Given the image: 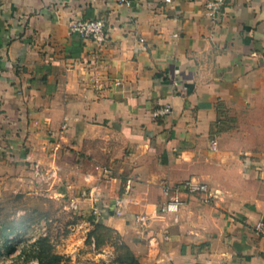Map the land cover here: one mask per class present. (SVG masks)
<instances>
[{"label": "crops", "instance_id": "1", "mask_svg": "<svg viewBox=\"0 0 264 264\" xmlns=\"http://www.w3.org/2000/svg\"><path fill=\"white\" fill-rule=\"evenodd\" d=\"M204 3L0 0V197L58 196L139 264H264V0ZM95 16L106 44L70 29ZM189 178L216 195L161 212Z\"/></svg>", "mask_w": 264, "mask_h": 264}, {"label": "rangeland", "instance_id": "2", "mask_svg": "<svg viewBox=\"0 0 264 264\" xmlns=\"http://www.w3.org/2000/svg\"><path fill=\"white\" fill-rule=\"evenodd\" d=\"M120 236L74 213L58 196L0 197V264H127ZM107 243L114 253L105 254Z\"/></svg>", "mask_w": 264, "mask_h": 264}, {"label": "built area", "instance_id": "3", "mask_svg": "<svg viewBox=\"0 0 264 264\" xmlns=\"http://www.w3.org/2000/svg\"><path fill=\"white\" fill-rule=\"evenodd\" d=\"M125 2H130V0H123ZM169 1V0H167ZM227 0H205V8L206 13L212 20V22L217 23L221 20L222 15L224 14V9L226 6ZM70 29L73 33L81 37L82 39H91L97 42L98 44H106L108 41V30L107 23L103 16H95L88 18H81L77 20H73L70 23ZM141 41H144V38H140ZM117 84H120V80L115 81ZM173 83L175 85H180V81L177 78L173 79ZM172 112L171 104H163L155 107L152 110V114L155 118L164 117ZM216 141L212 140V147H216ZM1 146V145H0ZM173 188L174 194L169 195L168 199L165 200L159 210L161 212H174L177 211L182 198H180V191L188 192V193H204L205 200L211 199L215 193H213L209 186L192 178L185 179L181 182H177L174 186L166 187V192ZM74 206H76L74 204ZM99 210V209H98ZM120 211V210H117ZM136 220H141L143 217L139 215H135ZM255 229L257 232L262 233L264 235V219H261L256 225Z\"/></svg>", "mask_w": 264, "mask_h": 264}, {"label": "trees", "instance_id": "4", "mask_svg": "<svg viewBox=\"0 0 264 264\" xmlns=\"http://www.w3.org/2000/svg\"><path fill=\"white\" fill-rule=\"evenodd\" d=\"M121 246L122 247H120V248L122 249L121 255H122L123 260H125L127 262V264H139L138 259L132 253L130 248L126 244H122Z\"/></svg>", "mask_w": 264, "mask_h": 264}]
</instances>
